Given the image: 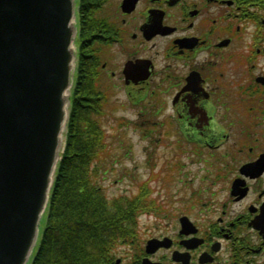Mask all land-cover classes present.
<instances>
[{"label": "flooded vegetation", "instance_id": "af4514ba", "mask_svg": "<svg viewBox=\"0 0 264 264\" xmlns=\"http://www.w3.org/2000/svg\"><path fill=\"white\" fill-rule=\"evenodd\" d=\"M77 26L82 87L152 96L139 121L217 175L115 264H264V0H79Z\"/></svg>", "mask_w": 264, "mask_h": 264}, {"label": "water", "instance_id": "95a60500", "mask_svg": "<svg viewBox=\"0 0 264 264\" xmlns=\"http://www.w3.org/2000/svg\"><path fill=\"white\" fill-rule=\"evenodd\" d=\"M75 4L0 0V264H30L38 244L69 118Z\"/></svg>", "mask_w": 264, "mask_h": 264}, {"label": "trees", "instance_id": "16d2710c", "mask_svg": "<svg viewBox=\"0 0 264 264\" xmlns=\"http://www.w3.org/2000/svg\"><path fill=\"white\" fill-rule=\"evenodd\" d=\"M80 77L73 96L65 152L51 195L43 240L32 264L102 263L106 251L135 235L139 198L108 201L96 163L106 154L103 128L79 107H92ZM97 257V258H94Z\"/></svg>", "mask_w": 264, "mask_h": 264}, {"label": "rangeland", "instance_id": "374dc122", "mask_svg": "<svg viewBox=\"0 0 264 264\" xmlns=\"http://www.w3.org/2000/svg\"><path fill=\"white\" fill-rule=\"evenodd\" d=\"M112 89V92L109 89L105 94L107 101L103 104L106 117L101 127L106 134L109 153L102 157V163H98V167H101L98 183L105 188V194L110 199L122 195L138 196L146 185L149 196L152 194L167 214L176 210L178 215L181 209L179 203L190 198L200 186L208 182V177L214 175L200 172L197 165H190L184 154L188 144H183L184 137L174 134L170 126L136 124L143 106L130 104L122 87ZM151 100L146 99L144 104ZM147 118L156 119L153 112H147L144 119ZM155 137L159 138V142L153 141ZM177 141L179 143L176 146ZM139 220L142 242L151 237L146 228L164 224L153 214L144 215ZM46 221L47 218L43 223V232ZM133 254L132 249L121 247L116 252V258L123 259Z\"/></svg>", "mask_w": 264, "mask_h": 264}]
</instances>
